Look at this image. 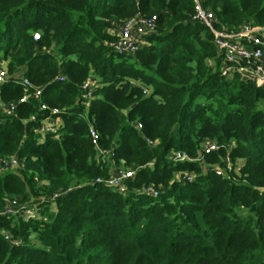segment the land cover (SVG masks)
<instances>
[{
	"label": "trees",
	"instance_id": "1",
	"mask_svg": "<svg viewBox=\"0 0 264 264\" xmlns=\"http://www.w3.org/2000/svg\"><path fill=\"white\" fill-rule=\"evenodd\" d=\"M202 1L218 29L264 26V0ZM194 11V0H0V161H20L0 175V264H264V85L222 75ZM138 15L157 17L156 31L133 55L115 51ZM50 118L60 124L42 132ZM207 141L219 149L206 154ZM119 170L136 173L126 193L105 184ZM10 200L35 217L6 215Z\"/></svg>",
	"mask_w": 264,
	"mask_h": 264
},
{
	"label": "built area",
	"instance_id": "2",
	"mask_svg": "<svg viewBox=\"0 0 264 264\" xmlns=\"http://www.w3.org/2000/svg\"><path fill=\"white\" fill-rule=\"evenodd\" d=\"M195 11L193 20L203 23L214 35L215 47L218 51V56L221 58V72L225 77H232L235 74H239L244 80L257 84L264 85V26H257L253 24H244L239 28L232 30H222L217 28V19L215 13L205 8L202 0H194ZM157 17L143 18L140 15L125 20L120 27L119 39L112 46L115 51L127 54H135L140 46L144 43L145 36L152 34L156 31ZM40 33L34 34V39H40ZM209 66L214 67L215 63L210 62ZM9 76L4 64L0 62V84L7 82ZM27 87L31 86V83L26 80ZM92 79L83 85V89L86 91V98H92ZM27 91V90H26ZM146 93V91H145ZM41 90H37L33 96L39 97ZM30 94H26L21 103L28 100ZM2 110L11 116L15 113L16 104H9L2 106ZM58 113L57 110L54 111ZM51 119H48L43 123L41 131L50 132L55 130V126L52 125ZM54 120V119H52ZM141 130V126L137 125ZM91 136L94 144L102 152L99 147V135L91 129ZM151 144V142H150ZM219 149L217 142L207 141L204 145L206 154L215 152ZM175 161H189L190 157L183 152L174 153ZM20 166V161L17 158H13L10 161H0V175L7 170L17 169ZM135 172L132 170H119L105 181V184L118 189L120 192L126 193L127 181L135 177ZM194 178L191 174H186L184 179L188 182ZM101 182V180H98ZM144 193L158 196L159 193L152 186L146 187L143 190ZM6 215L18 216L25 214L28 218H34V210L27 209L20 200H10L5 209ZM6 239L9 240V235H6ZM12 245H18V242L11 241Z\"/></svg>",
	"mask_w": 264,
	"mask_h": 264
},
{
	"label": "crops",
	"instance_id": "3",
	"mask_svg": "<svg viewBox=\"0 0 264 264\" xmlns=\"http://www.w3.org/2000/svg\"><path fill=\"white\" fill-rule=\"evenodd\" d=\"M51 124L55 126V125H58V122H57V120H53V121H51Z\"/></svg>",
	"mask_w": 264,
	"mask_h": 264
},
{
	"label": "rangeland",
	"instance_id": "4",
	"mask_svg": "<svg viewBox=\"0 0 264 264\" xmlns=\"http://www.w3.org/2000/svg\"><path fill=\"white\" fill-rule=\"evenodd\" d=\"M116 33H118V34H119V30H116Z\"/></svg>",
	"mask_w": 264,
	"mask_h": 264
}]
</instances>
